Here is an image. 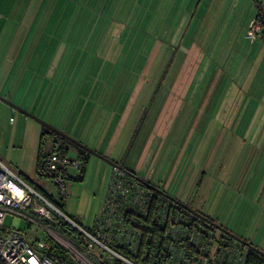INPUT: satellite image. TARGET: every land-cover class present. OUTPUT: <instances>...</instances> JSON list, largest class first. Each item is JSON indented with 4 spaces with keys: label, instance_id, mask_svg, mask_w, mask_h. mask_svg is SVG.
<instances>
[{
    "label": "rangeland",
    "instance_id": "rangeland-1",
    "mask_svg": "<svg viewBox=\"0 0 264 264\" xmlns=\"http://www.w3.org/2000/svg\"><path fill=\"white\" fill-rule=\"evenodd\" d=\"M37 1L0 0V95L20 107L0 100V158L46 196L61 199L53 179L37 173L40 149L50 150L53 141L48 137L41 146L43 125L30 112L136 177L202 207L196 184L207 139L213 130L217 134L211 125L223 119L227 103L242 104V97L236 99L247 90L249 67L259 69L243 103L255 105L264 89V20L257 17L259 10L264 16V0H195L180 32L186 0L160 13L149 8L146 16L105 14L104 27L91 38L90 32L74 31L80 15L68 13L88 0H61L69 8L51 17L42 10L38 15ZM110 22L121 30L113 32L115 25L106 30ZM120 33L128 41L122 56L106 55L104 43L115 42ZM148 38L163 45L137 46ZM238 60L246 65L239 80L226 75ZM70 154L77 156L73 147ZM87 159L82 179L66 178L62 199L65 211L90 227L101 211L112 164L90 153ZM59 221L58 214L55 219L8 214L5 225L35 242L49 232L60 239L53 230Z\"/></svg>",
    "mask_w": 264,
    "mask_h": 264
},
{
    "label": "built area",
    "instance_id": "built-area-1",
    "mask_svg": "<svg viewBox=\"0 0 264 264\" xmlns=\"http://www.w3.org/2000/svg\"><path fill=\"white\" fill-rule=\"evenodd\" d=\"M82 160L65 146L46 154L41 170L66 197V178H78ZM73 172V173H72ZM119 164L112 165L101 211L85 227L0 158V264H243L246 247L224 235ZM156 195V196H155ZM8 214L31 218L56 214L79 233L71 237L53 228L60 239L29 241L5 225ZM57 228V227H56ZM225 234V233H224ZM230 237V238H229Z\"/></svg>",
    "mask_w": 264,
    "mask_h": 264
},
{
    "label": "crops",
    "instance_id": "crops-1",
    "mask_svg": "<svg viewBox=\"0 0 264 264\" xmlns=\"http://www.w3.org/2000/svg\"><path fill=\"white\" fill-rule=\"evenodd\" d=\"M181 1L184 2L185 0ZM186 1L188 3L183 6V18L177 22V24L179 23L176 29L177 32L182 30L181 25L185 23L188 10L193 6L192 3L195 2V0ZM175 2L177 0H88L87 4H82V8L79 9V6H74L73 8L76 11L72 9L68 13L73 16L80 15L74 31L90 32L89 37L91 38L96 28L100 30L104 27L101 17L105 14L106 16H146L149 8H152L153 12L158 10V13H160V9H170ZM37 8L38 15L42 10L48 17H51L55 16L59 11L64 12V9L69 7H64L61 0H38ZM141 22L146 25L153 24L146 17H142ZM106 23L105 21V25ZM114 25L113 32L121 30L117 23L113 24L112 22L107 24L106 30L108 28L109 30L112 29ZM120 36L115 42L104 43L106 45V55L116 58L122 56L119 53H123L124 45H127L126 42L128 41L125 40L123 34L121 35L120 33ZM174 38H177V33ZM159 40L148 38L140 42L138 40L136 44L137 46L140 45L139 47L153 44V46L155 45L154 47L159 48L163 45L161 40ZM196 43L192 41L191 45L198 47L199 45ZM259 43H263V41L260 40ZM256 59L254 58V62L258 63L259 61ZM245 67L246 65H242L238 60L236 69L226 70V75L228 76L229 72H231L230 75L232 77L235 76L233 78L242 79L246 71ZM254 67H249V72H246L248 76L251 74L249 83L245 82L247 90L243 92L241 89L238 92L233 89L234 92H238L237 96H239L236 102L242 97V104L227 103L223 119L220 121L216 120L211 125L218 128L217 134L214 136L213 130L212 136L207 139L208 145L211 144V146L207 145L206 161L204 168L201 169L198 175L196 184L197 195L203 201L202 207H197L193 201L180 200L202 214L213 218L238 237L264 249V89L259 92V100H257L255 105L243 103L245 94H249L248 91L254 85L251 82L255 77L254 72L259 69L258 67L254 69ZM107 69L109 75L112 76L114 73L112 71L113 68L107 67ZM92 70L93 68L90 69V71ZM98 70L101 69L98 68ZM226 75L223 78H226ZM248 76H246L245 81ZM235 84L237 85V82ZM134 85H136V82ZM249 85L251 87L248 88ZM92 89L94 95L99 96L100 93L97 92V89L95 87ZM179 94H182V91ZM129 103L130 100L125 104V109L127 110L131 107ZM175 197L179 199V197ZM205 207L207 208L206 211L203 210Z\"/></svg>",
    "mask_w": 264,
    "mask_h": 264
},
{
    "label": "trees",
    "instance_id": "trees-1",
    "mask_svg": "<svg viewBox=\"0 0 264 264\" xmlns=\"http://www.w3.org/2000/svg\"><path fill=\"white\" fill-rule=\"evenodd\" d=\"M257 17L260 18V19L262 18V20H264V16H263V14L261 13L260 10H259V13H258ZM48 137L52 138L53 145H52V148L50 150H48V151L43 150V147L40 149V152H39V155H38V158H37V165H36L37 166L36 167L37 173L40 174V175L49 176L48 174H44L42 172V170H41L42 162H43L46 154H48L49 152L53 151L57 146H65V148H67L68 150H70V148L73 147L76 150V155L78 157H80L81 160H82L81 174H80V176L78 178H73V179H82L83 176H84L85 169H86V162L88 160L87 158H88L89 152H87L85 149H82L81 147L77 146L75 143L71 142L70 140L66 139L64 136H61V135H59V134H57L55 132H48L44 127H43V131L41 133V136H40L41 146L45 145V142H46ZM130 172H132V171H130ZM132 173L135 174L134 172H132ZM148 182H150V181H148ZM150 183H152V182H150ZM155 186L160 188V189H162L163 191L167 192L165 189L162 188V186H159V185H155ZM157 192L159 194H161L162 198L166 197L164 194L160 193L159 191H157ZM158 193L156 194L157 196H159ZM50 196L51 195H49V197ZM166 198H168V197H166ZM50 199H52L60 208H62V209L65 208V202L63 201L64 198L63 199L61 198L60 200H54V198L50 197ZM178 207L180 208L181 206L178 205ZM184 211H187V210H185L183 208V212ZM205 216H207V215H205ZM207 217L210 220H212L213 222H217L213 218H211L209 216H207ZM218 224H220V223H218ZM57 225H58L57 226L58 229L61 230L64 234H66L68 236H71V237H79V233L77 232V230L74 229L71 225H69L62 218H60V221H59V223ZM220 225L223 226L222 224H220ZM212 227L215 228V229H218L213 224H212ZM224 235L228 236V234H226V233L224 234V232H223V237H225ZM46 238L51 240V242L53 244L54 251H56V252H64V251H60L57 248L56 243L50 238V236L48 234H46ZM243 241H244V244H245V247H246L244 263L243 264H262L263 261H264V249L259 248L258 246H256L255 244H253L252 242H250V241H248L246 239H243Z\"/></svg>",
    "mask_w": 264,
    "mask_h": 264
},
{
    "label": "water",
    "instance_id": "water-1",
    "mask_svg": "<svg viewBox=\"0 0 264 264\" xmlns=\"http://www.w3.org/2000/svg\"><path fill=\"white\" fill-rule=\"evenodd\" d=\"M0 100L8 103L9 105H11L13 108L16 109H20V107L18 105H16L15 103L11 102L10 100H8L7 98L3 97L0 95ZM27 115L34 117L36 120H38L43 127L48 131V132H55L61 136H64L66 139L70 140L71 142L75 143L77 146L81 147L82 149H85L87 152H89L90 154H94L102 159H106L108 162H110L112 165H115L116 163L114 161L108 160L105 156H103V154L99 153L98 151H96L95 149L87 146L85 143L79 141L78 139L73 138L72 136L68 135L66 132H64L62 129L57 128L53 125H51L50 123L38 118L35 114L30 113V112H26ZM137 178L141 181H143L144 183H146L148 186H150L151 188L156 189L157 191H159L160 193L164 194L166 197H168L169 199L173 200L174 202H176L177 204H179L180 206H182L183 208L189 210L190 212L194 213L195 215L199 216L200 218L210 222L211 224H213L215 227H217L219 230H221L222 232L230 235L231 237L239 240V241H243L242 238L238 237L237 235H235L234 233L230 232L229 230H227L225 227L221 226L220 224H218L217 222H213L212 220H210L207 216H205L204 214L200 213L199 211H197L196 209H194L193 207H191L189 204L181 201L180 199L176 198L175 196H172L171 194L163 191L162 189L156 187L154 184L146 181L145 179L137 176Z\"/></svg>",
    "mask_w": 264,
    "mask_h": 264
}]
</instances>
